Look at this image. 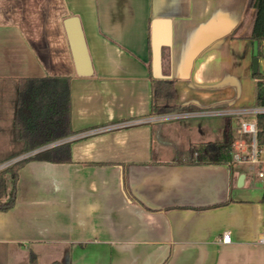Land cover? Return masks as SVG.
Returning a JSON list of instances; mask_svg holds the SVG:
<instances>
[{"label":"crops","instance_id":"1","mask_svg":"<svg viewBox=\"0 0 264 264\" xmlns=\"http://www.w3.org/2000/svg\"><path fill=\"white\" fill-rule=\"evenodd\" d=\"M256 13L250 0H0V165L19 149L22 78H71L73 131L25 153L69 145L67 160L20 168L15 204L0 210V264H264L261 181L256 192L242 166L198 161L227 126L237 135L233 119L151 112L152 77L174 79L181 106L257 105ZM72 16L88 68L75 62Z\"/></svg>","mask_w":264,"mask_h":264},{"label":"trees","instance_id":"2","mask_svg":"<svg viewBox=\"0 0 264 264\" xmlns=\"http://www.w3.org/2000/svg\"><path fill=\"white\" fill-rule=\"evenodd\" d=\"M250 5L257 9L251 37L258 43L257 57H259L264 41V0H250ZM254 76L256 78V104L264 105V75L257 70ZM70 80L68 76L50 75L26 77L20 80L14 120L19 149L12 157L62 139L73 132L71 129ZM151 86V112L154 115L194 108L192 105L181 106L176 103L174 79L152 77ZM258 121L261 135L264 137V114L258 115ZM232 139L230 127L227 126L221 140L201 144V148L204 149L198 161L227 163L230 158ZM34 158L67 160L69 159V145L62 143L51 146L35 154L18 158L12 165L1 169L0 198L6 190L5 173H9L12 177V188L7 200H0V210H7L15 204L19 170L27 161ZM30 264H39L34 254L30 256ZM50 264L61 263L54 261Z\"/></svg>","mask_w":264,"mask_h":264},{"label":"built area","instance_id":"3","mask_svg":"<svg viewBox=\"0 0 264 264\" xmlns=\"http://www.w3.org/2000/svg\"><path fill=\"white\" fill-rule=\"evenodd\" d=\"M249 114L254 115V119H246ZM264 114V105H255L254 107H238V108H208V109H181L174 112L156 114V119H182L195 117H229L233 119L236 124L237 135L232 139L230 148L229 164L235 163H250L251 168H255L257 176L264 188V137L261 135V128L258 121V115ZM135 121H126L120 123H113L96 127L89 131H83L77 136H85L95 131H101L110 128H118L123 125L133 123ZM51 145V144H50ZM49 146V144L47 145ZM21 158V157H18ZM15 157L13 160H17ZM10 163H3L0 168L7 166ZM230 240L229 233H224L222 237L223 242Z\"/></svg>","mask_w":264,"mask_h":264},{"label":"water","instance_id":"4","mask_svg":"<svg viewBox=\"0 0 264 264\" xmlns=\"http://www.w3.org/2000/svg\"><path fill=\"white\" fill-rule=\"evenodd\" d=\"M66 26L68 27V34L72 45L75 62L78 67L84 69V67H90V59L88 56L87 48L84 42L82 30L77 17H68L65 20ZM258 43L254 42V71H257L258 65ZM242 178V177H241Z\"/></svg>","mask_w":264,"mask_h":264},{"label":"rangeland","instance_id":"5","mask_svg":"<svg viewBox=\"0 0 264 264\" xmlns=\"http://www.w3.org/2000/svg\"><path fill=\"white\" fill-rule=\"evenodd\" d=\"M246 119H254V115L252 114H249L245 117ZM29 152H32V151H29ZM27 153V152H26ZM23 156H26L25 153L21 154L20 156H16L17 158L18 157H23ZM15 157H13L12 159H8V160H5L3 163L7 162V163H10L9 165H12V163L14 162V159ZM1 163V164H3ZM9 165L7 166H3V168H0L1 169H5L6 167H8ZM235 167H238V166H242L244 168V170L249 174V176L253 179L254 181V187H255V190L257 192V190L260 192V190L262 189L261 188V184H260V178L257 176V172H256V169L255 168H251V164L250 163H236L234 164Z\"/></svg>","mask_w":264,"mask_h":264}]
</instances>
